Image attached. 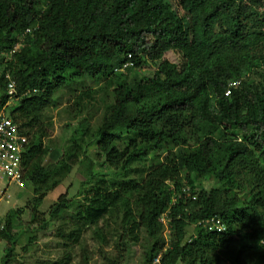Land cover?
<instances>
[{
	"label": "trees",
	"instance_id": "16d2710c",
	"mask_svg": "<svg viewBox=\"0 0 264 264\" xmlns=\"http://www.w3.org/2000/svg\"><path fill=\"white\" fill-rule=\"evenodd\" d=\"M7 74L23 95L8 115L28 136L33 197L0 229L3 264L16 256V217L27 211L46 228L40 206L84 161L81 200L61 194L50 217L73 209L76 222L99 226L116 212L108 264H122L133 242L144 245L142 264H264V0H0V112ZM64 91L74 128L46 164L48 112ZM199 177L217 184L195 195ZM216 215L225 230L189 234Z\"/></svg>",
	"mask_w": 264,
	"mask_h": 264
},
{
	"label": "rangeland",
	"instance_id": "374dc122",
	"mask_svg": "<svg viewBox=\"0 0 264 264\" xmlns=\"http://www.w3.org/2000/svg\"><path fill=\"white\" fill-rule=\"evenodd\" d=\"M12 54L13 52L6 54L7 58H12ZM167 58L173 62L179 60L178 55L173 51L167 54ZM154 68L155 64H152V67H146L143 71H138L137 74H151ZM87 82L91 83L89 80ZM68 98L69 92H62V105L48 112L52 116L54 126L50 129L51 136L47 140L48 151L44 155V163L46 164L60 160L65 153L67 145L70 143L69 138L74 127L66 126L68 120L63 112ZM9 108L4 107L1 112L9 114ZM70 122L74 126L78 121ZM51 140L54 141L53 144L49 142ZM89 156L97 162L103 161V156L100 155L96 146L91 147ZM87 162L84 161L75 166L72 173L55 191L46 197L40 206V210L45 214V220L48 222L46 228L43 226L45 222L30 224V215L27 211L22 217H16L14 223V232L17 236V240L14 241L16 256L12 264H52L61 260L66 261V264H84L86 261L88 264H108L105 261L104 254L108 253L111 255L114 253L117 235L122 232L120 226L122 220L116 212L111 213L110 217L108 216L105 221H101L99 226H86L81 221L76 222L72 215L73 209L55 218L50 217L51 207L61 194H68L69 199L81 200L82 193L86 189L82 183L87 180L81 169ZM100 168L101 166L97 165L96 171L99 172ZM202 184L207 189H210L216 186L217 183L209 178L203 179L199 177L195 195L199 194ZM186 188H188V194H190V188L188 186ZM1 193L4 195L3 198H1ZM8 194L11 196L10 202L5 199ZM32 197L33 186L27 183L26 180L24 186H20L17 182L10 183L8 178L0 181V229L4 226L10 210L25 207ZM166 215V213L163 215L165 220L164 236L169 240L170 229ZM106 223L108 224L106 225ZM196 225L189 228L190 234L196 233ZM8 245L7 242L0 239V264H3L2 257L7 252ZM144 249V245L141 243L133 242L122 264H142Z\"/></svg>",
	"mask_w": 264,
	"mask_h": 264
},
{
	"label": "built area",
	"instance_id": "2783aa9c",
	"mask_svg": "<svg viewBox=\"0 0 264 264\" xmlns=\"http://www.w3.org/2000/svg\"><path fill=\"white\" fill-rule=\"evenodd\" d=\"M128 65L129 63L125 64L123 69L127 68ZM7 78L8 101L5 107H14L18 104L20 97L23 95L19 92L17 80L11 74H7ZM238 83L239 82L233 83V85L237 86ZM32 91V89H28L23 94L29 95ZM231 91L232 89L229 88L226 91V95H229ZM27 144L28 136L21 132L18 125L8 114L0 112V181H4L8 178L10 183L17 182L20 186H24L25 169L23 166V159ZM3 197L4 195L1 193V198ZM10 197V194H8L5 198L7 202H10ZM162 220L165 222L164 217H162ZM196 224L197 230L196 233H192L193 235L198 234L204 226L209 230L219 231L225 230L226 228L223 219L218 215L202 219ZM159 258L156 259L157 262Z\"/></svg>",
	"mask_w": 264,
	"mask_h": 264
}]
</instances>
